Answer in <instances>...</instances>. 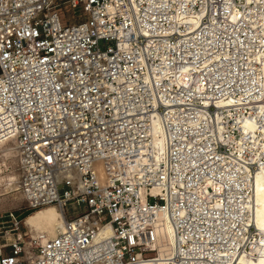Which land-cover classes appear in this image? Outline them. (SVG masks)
<instances>
[{"label":"built area","instance_id":"1","mask_svg":"<svg viewBox=\"0 0 264 264\" xmlns=\"http://www.w3.org/2000/svg\"><path fill=\"white\" fill-rule=\"evenodd\" d=\"M263 13L261 0H0V146L18 150L25 208L65 217L24 249L23 220L0 214V264H153L158 212L174 238L164 264L248 252L260 145L242 127L264 105Z\"/></svg>","mask_w":264,"mask_h":264},{"label":"bare ground","instance_id":"2","mask_svg":"<svg viewBox=\"0 0 264 264\" xmlns=\"http://www.w3.org/2000/svg\"><path fill=\"white\" fill-rule=\"evenodd\" d=\"M261 2L264 7V0ZM261 23L264 26V13L261 15ZM263 112L264 105H259L257 110L253 111V116L243 121V132L249 134V139L253 142L252 146L260 145V151L254 150V157H252V160L257 162V169L252 176L251 204L246 205L250 208L251 221L257 232L250 250L239 255L235 264H264V162L261 161L264 158V141L261 142L257 138L260 135L262 140L264 139V125L260 123L258 117ZM152 124H159V122L153 118ZM154 144L159 150H163L160 137L155 138ZM8 164L13 168L18 164V150L13 144L0 146V196L17 199L23 196L17 186L18 170L16 172L11 169L4 172L2 165L6 168ZM94 172L99 184H106V174L102 166L95 165ZM63 176L76 178V175L69 171L63 173ZM23 224L26 227L25 235L27 234L28 238L25 243L23 240V243L24 249H27L33 240L40 245L62 232L65 229V217L59 206L50 204L32 211L23 219ZM111 233L112 229L107 225L96 231L93 240L110 236ZM152 239L154 240L153 247H156L158 251V257L153 264H164V259L171 253L174 238L169 221L162 212H158V221L152 231Z\"/></svg>","mask_w":264,"mask_h":264},{"label":"rangeland","instance_id":"3","mask_svg":"<svg viewBox=\"0 0 264 264\" xmlns=\"http://www.w3.org/2000/svg\"><path fill=\"white\" fill-rule=\"evenodd\" d=\"M61 16L64 21L66 22H72L76 21L79 19V16L72 14L66 6L61 7ZM3 170L8 171L13 169L14 171L16 170L17 172V164L14 165V168L8 164V166L5 168L3 165ZM8 211H13L15 212L20 219H24L27 215H29L32 211L34 210H29L25 208V201L22 197H18L17 199H11V197H3L2 195L0 196V214H5ZM21 231L27 233L25 225L22 223L21 224ZM27 234L23 237L24 243L25 240H27ZM3 242H5L3 240ZM1 242V243H3ZM34 241H32L33 243Z\"/></svg>","mask_w":264,"mask_h":264}]
</instances>
